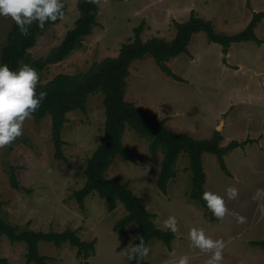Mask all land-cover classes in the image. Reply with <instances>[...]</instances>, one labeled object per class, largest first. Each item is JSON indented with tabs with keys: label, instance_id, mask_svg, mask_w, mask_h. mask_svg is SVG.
<instances>
[{
	"label": "rangeland",
	"instance_id": "374dc122",
	"mask_svg": "<svg viewBox=\"0 0 264 264\" xmlns=\"http://www.w3.org/2000/svg\"><path fill=\"white\" fill-rule=\"evenodd\" d=\"M63 19L37 36L26 62H38L59 45L78 17L77 0H64ZM97 25L85 37L82 47L59 63L38 70V85L58 74L86 72L93 64L116 57L122 45L131 42L134 29L142 27L141 40L158 37L170 41L175 23L185 22L193 10L210 20L218 33L235 34L243 30L255 12L264 11V0H100ZM12 22L0 17V52ZM261 43H232L226 55L219 44L209 42L204 32L193 35L188 52L167 63L178 77L166 75L150 56L134 61L126 78L125 100L147 115L165 120L173 133L185 132L194 139H209L218 129L221 146L232 140L252 139L224 156L228 174L220 169L211 153L202 155L204 189L225 198L230 211L247 218L238 224L232 216L211 219L201 205L190 198L189 160L182 153L174 166V176L161 191L156 178L162 154H152L146 139L126 129L123 146L131 154L127 161L115 157L106 171L108 179L127 183L141 204L154 214V225L162 230L163 221L175 216L178 231L168 247L158 239L148 243L149 264H176L181 256L189 264H204L211 253L191 246L189 230L202 228L212 239L225 242L222 264H264V249L251 244L264 241V198L251 199L256 189H264V18L255 28ZM37 85V86H38ZM103 95L88 97L86 111L73 110L61 132L65 161L54 158L50 118H34L23 124V135L9 147L0 149L1 215L20 229L42 232L73 230L84 241L95 240L93 254L86 260L76 256L68 243L55 246L42 242L39 251L50 264H126L121 250L135 244L139 228L132 223L120 230L113 227L126 214L117 204L109 211L107 202L96 193L84 199L80 208L74 197L85 178L83 170L103 134L105 113ZM13 169L20 189L11 187ZM228 186L239 190L236 200L225 194ZM23 242H10L0 236V257L9 264H27ZM130 262H127L129 264ZM32 264V263H31ZM140 264V263H138Z\"/></svg>",
	"mask_w": 264,
	"mask_h": 264
},
{
	"label": "trees",
	"instance_id": "16d2710c",
	"mask_svg": "<svg viewBox=\"0 0 264 264\" xmlns=\"http://www.w3.org/2000/svg\"><path fill=\"white\" fill-rule=\"evenodd\" d=\"M62 2L64 4V0ZM77 10L78 17L73 28L66 32L59 45L45 58L30 65L36 71L64 60L72 51L81 48L84 38L92 33L97 25V3L77 0ZM63 12H65V4ZM263 18L264 11L255 12L243 30L228 35L216 32L210 20L199 17L192 10L187 21L175 23L176 34L170 41L158 37L142 41L140 37L142 27L138 26L134 29V39L122 45L116 57L105 58L93 64L84 73L58 74L50 81L37 86V95L44 91L47 96L41 102L40 108L33 114V118L39 122L49 116L54 158L63 161H65L63 154L65 142L61 138V132L67 122V114L73 110L85 112L86 103L91 94L99 92L103 95L105 113L103 134L96 149L87 159L83 170L85 182L73 194L80 208L84 207V199L93 193L106 200L109 211L115 210L117 204L120 203L124 206L126 214L114 225V231L134 223L139 228V236L143 238L146 246L152 239L161 240L168 247L170 246L174 233L159 229L154 225V214L141 204L127 183L111 180L106 176V171L115 157L120 156L127 161L132 160L131 154L126 151L122 142L125 130L130 128L147 140L150 153L160 152L162 154L156 184L163 192L175 174L174 166L178 157L182 153L187 155L191 174L190 198L197 201L210 214L211 219L215 218L201 198L202 193L206 191L202 155L204 153L213 154L219 162L220 169L228 174L224 156L235 148L251 143L252 139L232 140L225 146H221L222 136L217 130L213 132L211 138L200 140L194 139L185 132L173 133L165 127L164 119L149 116L134 103L125 100L126 78L129 75V67L134 61L150 56L166 75L178 79L167 63L181 54H186L193 35L199 32H204L209 42L219 44L224 55L232 43L255 41L259 44L263 41L255 35V28ZM59 21L60 19L48 22L43 29L34 24L28 36L20 35L18 28L12 22L1 48L0 65L6 64L11 70H18L20 64L27 61L29 50L35 46L37 36ZM9 182L12 188L20 189L13 169L9 172ZM1 211L2 202L0 201V236L5 235L12 243L23 242L25 244L27 264H50L48 257L39 251V244L42 242L52 243L55 246L68 243L76 249V256L84 260L93 254L95 240L84 241L75 231L69 229L63 232L20 229L19 226L4 220ZM135 243H139V240L137 239ZM251 244L264 249V241H253ZM138 263L149 264L146 258L131 261L129 264ZM0 264L9 263L6 258L0 257Z\"/></svg>",
	"mask_w": 264,
	"mask_h": 264
},
{
	"label": "clouds",
	"instance_id": "9594fccd",
	"mask_svg": "<svg viewBox=\"0 0 264 264\" xmlns=\"http://www.w3.org/2000/svg\"><path fill=\"white\" fill-rule=\"evenodd\" d=\"M89 3H99L100 0H88ZM64 4L62 0H0V17L14 22L20 35L28 36L30 29L35 24L43 29L48 22L63 19ZM36 69L28 64L22 65L18 70H11L6 64L0 65V149L9 147L17 138L23 135V124L32 119L33 114L40 108L41 102L47 93L39 92L36 88L39 82ZM225 194L229 201L236 200L239 190L228 186ZM207 209L217 220L226 216L235 218L238 224L247 222V218L235 211H230L225 198L211 191H204L201 196ZM264 198V189H256L251 199L258 201ZM163 227L172 233L178 229L175 216H169L163 221ZM139 243L131 241L121 253L127 262L145 259L150 248L145 245L142 237L137 236ZM188 239L191 246L202 253H211L204 264H222L225 242L222 239H212L205 234L204 229L193 227L189 230ZM176 264H189V257L181 256Z\"/></svg>",
	"mask_w": 264,
	"mask_h": 264
},
{
	"label": "water",
	"instance_id": "95a60500",
	"mask_svg": "<svg viewBox=\"0 0 264 264\" xmlns=\"http://www.w3.org/2000/svg\"><path fill=\"white\" fill-rule=\"evenodd\" d=\"M218 131V129H216Z\"/></svg>",
	"mask_w": 264,
	"mask_h": 264
}]
</instances>
